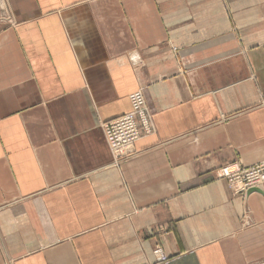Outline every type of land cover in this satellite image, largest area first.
Instances as JSON below:
<instances>
[{
    "label": "crops",
    "instance_id": "crops-1",
    "mask_svg": "<svg viewBox=\"0 0 264 264\" xmlns=\"http://www.w3.org/2000/svg\"><path fill=\"white\" fill-rule=\"evenodd\" d=\"M263 158L264 0H0V264L262 263L264 183L216 168Z\"/></svg>",
    "mask_w": 264,
    "mask_h": 264
},
{
    "label": "built area",
    "instance_id": "built-area-1",
    "mask_svg": "<svg viewBox=\"0 0 264 264\" xmlns=\"http://www.w3.org/2000/svg\"><path fill=\"white\" fill-rule=\"evenodd\" d=\"M130 101L131 109L128 112L102 122L114 164H119L137 153L135 141L141 136L142 130L146 133L155 130L152 114L143 90L137 89L131 92ZM216 173L218 177L225 178L232 184L239 183L242 188H238V190L247 191L253 185L264 183V160L250 166L241 165L237 162L228 163L219 167ZM153 252L159 262L170 260L169 254L160 244L155 246Z\"/></svg>",
    "mask_w": 264,
    "mask_h": 264
},
{
    "label": "rangeland",
    "instance_id": "rangeland-1",
    "mask_svg": "<svg viewBox=\"0 0 264 264\" xmlns=\"http://www.w3.org/2000/svg\"><path fill=\"white\" fill-rule=\"evenodd\" d=\"M175 48V47H174ZM138 89H142L143 90V88L141 87V88H138ZM137 90V89H136ZM135 91V90H134ZM133 92V91H132ZM144 92V91H143ZM129 98H130V95H129ZM146 98V97H145ZM147 101V100H146ZM130 104H131V101H130ZM148 104V103H147ZM149 107V106H148ZM130 109H131V106H130ZM129 109V110H130ZM128 110V111H129ZM149 110H150V108H149ZM127 111V112H128ZM151 112V111H150ZM124 113H126V112H124ZM123 113V114H124ZM151 114H152V112H151ZM122 115V114H121ZM116 118V117H115ZM153 119V118H152ZM155 125V124H154ZM156 131V128H155V130L153 131V132H155ZM153 132H151V133H153ZM145 134H150V133H146L144 130H142V133H141V136L142 135H145ZM140 136V137H141ZM139 137V138H140ZM136 142V141H135ZM135 148H136V146H135ZM136 150H137V148H136ZM112 152V151H111ZM264 160V158L263 159H261V160H259V161H257V162H255V163H253V164H251V165H254V164H256V163H258V162H260V161H263ZM233 162H237V163H239V164H241L240 162H238V161H230V162H227V163H225V164H222V165H220V166H218L217 168H216V170L219 168V167H222V166H224V165H226V164H228V163H233ZM241 165H243V164H241ZM250 166V165H249ZM221 178V177H220ZM223 179H225V178H223ZM226 180V179H225ZM226 182H227V184H228V186L231 188V190L234 192V193H236V194H243V195H247L250 191H252V190H255V189H257V188H259L260 186H262V185H259V184H257L256 186H252L250 189H248L247 191H244V190H242V191H240V190H238V188H242L241 187V185L239 184V183H234V184H232L229 180H226ZM238 184V185H237ZM237 185V186H236ZM156 257V256H155ZM171 258V257H170ZM156 260H157V258H156ZM157 263H166V262H159L158 260H157Z\"/></svg>",
    "mask_w": 264,
    "mask_h": 264
},
{
    "label": "water",
    "instance_id": "water-1",
    "mask_svg": "<svg viewBox=\"0 0 264 264\" xmlns=\"http://www.w3.org/2000/svg\"><path fill=\"white\" fill-rule=\"evenodd\" d=\"M259 264H264V262H262V263H259Z\"/></svg>",
    "mask_w": 264,
    "mask_h": 264
}]
</instances>
